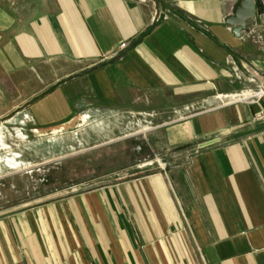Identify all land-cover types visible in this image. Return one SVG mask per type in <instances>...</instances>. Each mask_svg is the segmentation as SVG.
Returning <instances> with one entry per match:
<instances>
[{"label": "crops", "instance_id": "obj_1", "mask_svg": "<svg viewBox=\"0 0 264 264\" xmlns=\"http://www.w3.org/2000/svg\"><path fill=\"white\" fill-rule=\"evenodd\" d=\"M238 1L0 0V172L103 144L0 210V264H264V0L235 34Z\"/></svg>", "mask_w": 264, "mask_h": 264}, {"label": "rangeland", "instance_id": "obj_2", "mask_svg": "<svg viewBox=\"0 0 264 264\" xmlns=\"http://www.w3.org/2000/svg\"><path fill=\"white\" fill-rule=\"evenodd\" d=\"M102 146L98 144L95 148L85 147L62 155L48 148L45 157L35 161L31 157V165L9 171V176L0 172V210L35 201L102 172V169L93 170L94 164L102 162Z\"/></svg>", "mask_w": 264, "mask_h": 264}, {"label": "water", "instance_id": "obj_3", "mask_svg": "<svg viewBox=\"0 0 264 264\" xmlns=\"http://www.w3.org/2000/svg\"><path fill=\"white\" fill-rule=\"evenodd\" d=\"M262 4L259 0H239L234 6L233 12L226 18V22L233 27V32L238 34L244 27L248 19L254 18L258 6Z\"/></svg>", "mask_w": 264, "mask_h": 264}, {"label": "built area", "instance_id": "obj_4", "mask_svg": "<svg viewBox=\"0 0 264 264\" xmlns=\"http://www.w3.org/2000/svg\"><path fill=\"white\" fill-rule=\"evenodd\" d=\"M125 46V45H124Z\"/></svg>", "mask_w": 264, "mask_h": 264}]
</instances>
